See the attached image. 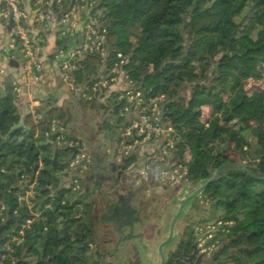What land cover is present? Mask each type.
Returning <instances> with one entry per match:
<instances>
[{"label": "trees", "instance_id": "16d2710c", "mask_svg": "<svg viewBox=\"0 0 264 264\" xmlns=\"http://www.w3.org/2000/svg\"><path fill=\"white\" fill-rule=\"evenodd\" d=\"M94 2L92 14L106 28L110 53L128 58L126 72L138 84L151 80L146 98L163 96L164 122L181 137L174 161L185 166L189 186L195 188L219 171L208 200L213 207L235 208L222 217L232 222L226 238L235 248L232 264H264V96L235 98L250 66L264 70V0ZM99 62L87 56L72 73L76 83L84 75L96 76ZM143 66H151L152 73L142 74ZM183 90L187 102L174 107L183 102ZM15 99L11 81L0 83V264H68L53 247H69L66 238L60 242L61 235H74L82 224L72 188L61 184L72 163L65 146L57 148V140H65L58 132L65 116L51 107L35 122L30 114L21 117ZM203 106L214 112L207 125L201 122ZM29 185L35 197L45 195L53 208L42 211L20 235L33 216L27 210L13 214L11 199L24 195ZM13 238L19 243L11 245L6 257L5 244Z\"/></svg>", "mask_w": 264, "mask_h": 264}, {"label": "flooded vegetation", "instance_id": "af4514ba", "mask_svg": "<svg viewBox=\"0 0 264 264\" xmlns=\"http://www.w3.org/2000/svg\"><path fill=\"white\" fill-rule=\"evenodd\" d=\"M156 158L133 143H117L103 155L89 146L78 160L82 165L72 164L88 199V219L81 215V228L60 238L68 240L62 250L74 252L75 264H232L235 248L215 239L218 221L199 226L187 215L188 202L180 209L183 202L174 205L167 183L157 185L165 164Z\"/></svg>", "mask_w": 264, "mask_h": 264}, {"label": "built area", "instance_id": "2783aa9c", "mask_svg": "<svg viewBox=\"0 0 264 264\" xmlns=\"http://www.w3.org/2000/svg\"><path fill=\"white\" fill-rule=\"evenodd\" d=\"M25 1L2 0L3 9L0 10V17L6 21L7 26H10L8 31L10 37L13 41L15 36L19 38V51L27 58V61L22 64L24 72L36 81L38 74L43 70V63L38 52L39 43H42L43 40L37 37V32L35 34L31 32L26 21L31 20L34 26L43 24L51 19L53 6L57 8L61 6L59 8L61 15L58 21V26L61 27L66 23L70 24L74 13L82 9L84 15L81 24L82 29L76 33L75 42L68 48H60L55 55L63 72V82L71 85L72 73L81 67L86 57H97L100 61L98 66L99 77L84 85L82 97L90 101L104 91H108L109 86L119 80L121 88L111 93L108 91L107 95L108 97L112 94L116 96L117 105L115 107L118 110V115L129 124L125 136L131 140L134 146H140L151 141L162 142L161 139H164L160 145V153L157 155L156 161L165 164L175 149L176 135L164 122L163 107L160 104L163 96L146 98V90L140 87L126 72L125 66L128 64V58L120 52L110 54L106 28L99 23L97 16L92 14L94 0H30V4H32L30 10L26 9ZM63 4H66L65 8ZM0 72H2L1 69ZM55 127L53 121L52 130H55ZM185 174L186 169L183 172L174 169L171 172L161 171L160 175L161 181L173 185L185 177ZM31 193H33V185H29V189L26 191V194ZM31 215L34 216L35 214L31 212ZM32 222L33 217L26 220L20 235H23V229L29 228ZM217 224L231 226L232 222L218 221ZM5 246L8 251L6 257H9L11 249L8 242Z\"/></svg>", "mask_w": 264, "mask_h": 264}, {"label": "crops", "instance_id": "0c3cea01", "mask_svg": "<svg viewBox=\"0 0 264 264\" xmlns=\"http://www.w3.org/2000/svg\"><path fill=\"white\" fill-rule=\"evenodd\" d=\"M28 1L29 4H27ZM2 3L3 2L1 0L0 10L3 9ZM30 3V0L25 1V7L27 10H30L32 7V4ZM28 6L30 8H28ZM57 9H53L51 19L43 24L34 26L31 20L26 21V24L28 27H30L31 32L34 34L37 32V37L43 40L42 44H39L38 50L39 57L43 63V70L38 74V80L36 81L33 80L30 75L24 72L22 65H19L17 68L11 67L9 65V59H12V56L6 60L5 52L14 46V41L8 33V26L6 21H4L0 17V69L2 70V72H0V83L5 80L11 81L12 85L14 86V93L16 96L15 104L19 114L21 115V117H25L26 115L30 114L33 121L35 122L37 120V117L39 118V116L44 118L46 112L51 107L58 108L64 116L68 108H72L71 113L75 114L78 110L81 109L79 104L80 102L78 103V101H80L81 99L83 100V108L87 114L88 120L82 122L80 129H78L77 132L74 131L67 134L62 132L63 126H60L58 128V132H60L61 134L60 137H63L65 139L62 141L63 146L66 147L67 145H73L77 143L68 141L69 138H74L76 139V141L80 142L82 151L74 161L78 162L80 156L82 155V152H88L89 146L91 147L92 151L103 155V153H105V148L107 147V145L112 146L113 149V146L117 143H119V145H122L123 143L129 144L132 142L130 139L125 138V128L121 127V133L120 135H118V133H116V128H113V126L108 123L106 119L104 120V112L106 115V112L109 113L111 110L109 107H107L109 102L107 93L108 91H110L111 93L121 88V82L119 80L115 84H111L108 91H104V93L98 95L96 98L87 101L82 97V94L84 93V85H86L90 80L99 77V69H97L96 71V76L84 75V79L80 83H76L75 77L72 75L71 85L63 82V75L57 74L55 66L52 63L56 60L55 55L63 46L68 48L70 44H73L75 42V39L71 36L82 29L81 24L84 19L83 10L79 9V11H77V13H74V15L72 16V21L66 28L67 32H64L62 30H59L64 27V25L61 27L58 26L61 11ZM58 34L63 36V39L59 44L56 39ZM68 38H71V43L67 42ZM85 61L86 59L84 60L80 68L84 66ZM38 83H41L42 85H38ZM113 107L116 109L115 105ZM81 120V117L77 118V123L72 122L74 123V126L72 127H78ZM161 140L163 142L164 139ZM162 142H146L141 144L140 147H142L143 151L147 153H155L160 151V145ZM100 150L103 151L101 152ZM168 161H170V159ZM74 162L70 164L71 168ZM175 163L177 164V161H175ZM163 167H165V165ZM69 180H72V182L79 181V178L77 177V174L73 169L72 172L70 171L69 175L63 179L64 182H67ZM63 186L66 187V184H63ZM186 186L192 192L195 190L194 188H191L188 183H186ZM183 192L184 191L180 193L183 194ZM189 195H186L185 197H183V199L179 196H176L174 199V204L175 200L180 198L179 200L183 202ZM190 200L187 201V208L189 207ZM177 204H179V201Z\"/></svg>", "mask_w": 264, "mask_h": 264}, {"label": "rangeland", "instance_id": "374dc122", "mask_svg": "<svg viewBox=\"0 0 264 264\" xmlns=\"http://www.w3.org/2000/svg\"><path fill=\"white\" fill-rule=\"evenodd\" d=\"M77 36V34L75 33L74 35H72V38H75ZM57 42L58 44L60 43V41L63 39V36H61L60 34L57 35ZM71 38L67 39L68 43L70 42ZM72 46V44L69 45V47ZM114 52H111L110 54H113ZM53 65L55 66V69L57 71V74L59 75H63L62 70L60 71L59 67H60V63L59 60L56 59L55 61L52 62ZM128 68L126 67V70ZM152 67H145L143 66L141 73L148 75L150 73H152ZM129 77L131 78V74H129ZM138 83V82H137ZM41 83H38V85H40ZM144 84V85H143ZM151 80L150 79H146V81L140 85V87H142L144 90H148L151 87ZM42 85V84H41ZM182 95H183V102L182 103H176L174 107H181L182 105H185V103L187 102V93L185 92V90L182 91ZM257 95H262L264 96V70L260 67V66H250L249 67V77L248 79H246L243 82V85L240 89V91L235 95V98L237 101H241V100H249L252 101L256 98ZM80 102V103H79ZM78 103L80 104V110H78L75 114L71 113L72 108H68L65 112V121L63 123L62 127V132L63 133H67L69 134L70 132H77L78 129H80V126L82 125V122L87 121V114L84 111L83 108V100L81 99L80 101H78ZM160 104H162L160 102ZM117 105L116 104V100L114 97L109 98V102H108V106L111 110L110 112H106L107 114L105 115L104 112V120L106 119L108 121V123H110L113 128H116V133H118V135H120L121 133V127L123 128H127L129 126V124L126 123V120H122L120 123H118L117 119L119 118L118 115V110L115 109L113 106ZM82 111V112H81ZM187 115L190 114V112L186 113ZM77 115V116H76ZM81 115V116H80ZM214 115V112L211 110L210 107L207 106H203L201 108V122H203L205 125H207V123L209 122L210 118ZM81 117L82 120L79 122L78 127L75 126V129L72 122L77 123V118ZM125 138H127L125 136ZM177 140H179L180 138L175 137ZM175 139V141H177ZM248 139L252 142H254L253 137L250 135L248 136ZM61 143V146H60ZM261 143L264 145V139L261 141ZM62 141H60V139L57 140V148L60 149V147H62ZM156 155L159 154L158 152ZM67 155V154H66ZM63 157V156H62ZM231 157L233 159H235L238 163H243L241 158H239L236 154H232ZM59 158V157H58ZM64 158V157H63ZM168 160L170 159V161H167L165 164V167H170L171 170L177 169L178 172H183L186 168L183 164H181V167H178L174 161V153H171V155L167 158ZM186 159V158H185ZM187 160V159H186ZM60 163V160L58 161ZM75 163V162H74ZM61 164V163H60ZM73 166L71 168H69V172H72ZM162 183H165L163 181H161V175H159L158 177V182L157 185L159 186H163ZM186 179L183 177L178 183H175L173 185H165L163 186L164 189H167L168 193L173 192L174 193V197L179 196L180 198L183 199V197H185L186 195H189L192 191H190V189L186 186ZM204 183V182H203ZM201 183V184H203ZM61 184L63 186V184H66V188L71 187V195L73 196V200L77 201V203L80 205V207L78 206V215L81 216L84 219L85 216V220H87V216L85 215V210H86V204L85 201H88V199H86L87 197H83L82 195L83 192H81L82 190V185L81 183L78 182H72V180H69L67 182H64L63 179L61 181ZM199 184V185H201ZM196 186L194 189L199 187ZM205 189V190H204ZM200 193L197 194V196L193 197L190 200L189 203V207L191 206L190 209L186 210L187 211V215L188 216H193L195 222H199L201 227H206L209 222H213L212 220H214L215 222L218 221L217 219H220L222 221V217H224L225 214L227 215H232L235 211V208H229L228 210H226L223 206H212L211 203L208 200V194L212 193L214 191L213 186L210 185V183L204 188ZM78 191L81 192V195L76 194ZM183 192L180 193V192ZM190 192V193H189ZM165 195V194H162ZM45 196V195H44ZM35 197L34 196V192L31 194H26V192L24 193V195L22 196H14L11 199V203H12V213L13 214H19V213H24L25 210L29 211V213L31 214L34 213L35 215L33 216V221L34 220H38L40 214L42 211H45L47 209H52L53 205H52V201L48 198L45 197ZM166 196V195H165ZM179 198V199H180ZM175 200V206L179 205L181 203V200ZM33 200L37 203V206H34V202ZM43 200V201H42ZM6 201V198H5ZM47 201V203L45 202ZM179 201V204H177ZM4 205V204H3ZM42 205V206H40ZM34 206V207H33ZM3 210V209H1ZM81 218V220H82ZM223 222V221H222ZM72 225V224H71ZM63 226V224H59L58 228H61ZM73 229H75L74 225H72ZM216 228L219 229V232L216 234L218 235L215 239L218 240L219 242L223 239H226L229 236V232H227L226 230L228 229L229 226H225V225H216ZM15 243L18 244L19 243V238L18 239H12L11 242H8L9 247L11 248V245ZM214 244H216V242H213ZM53 251L54 252H59L61 253V255L67 260L68 264H75L74 258L72 257L73 255V251H68V249H64V250H59L56 246L53 247ZM229 264V263H227Z\"/></svg>", "mask_w": 264, "mask_h": 264}, {"label": "water", "instance_id": "95a60500", "mask_svg": "<svg viewBox=\"0 0 264 264\" xmlns=\"http://www.w3.org/2000/svg\"><path fill=\"white\" fill-rule=\"evenodd\" d=\"M27 4H29V1L27 2ZM1 8V5H0ZM28 8H30L28 6ZM35 14V13H34ZM67 26L68 23H66L64 25V27H62L59 30H62L64 32H67ZM10 26H8L7 30L9 31ZM14 38V46L10 49H8L5 54H6V60L8 58H10L12 56V59H9V65L11 67H15L17 68L19 65L24 64L27 61V58L23 56V54L19 51V46H18V40L19 38L17 36L13 37ZM68 141L70 142H77L76 144L73 145H67L65 147V150L71 153V156L69 158L70 162H74L77 158V156L81 153L82 151V146L80 144V142L76 141V139L74 138H69ZM84 162V160L78 161L77 162V167L79 168L82 163ZM160 171H171L170 167H160L159 168V172ZM219 171L216 172V174L207 182H205L204 184L200 185L198 188H196L181 204L180 209L182 208V206L189 201L190 199H192L193 197H195L198 193H200L209 183L213 182V180L215 179L216 175L218 174ZM179 209V210H180ZM213 224V223H212Z\"/></svg>", "mask_w": 264, "mask_h": 264}]
</instances>
